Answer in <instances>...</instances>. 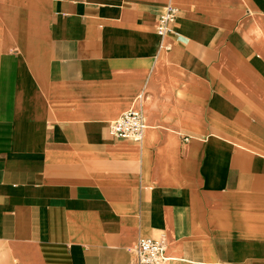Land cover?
<instances>
[{
  "label": "crops",
  "instance_id": "crops-1",
  "mask_svg": "<svg viewBox=\"0 0 264 264\" xmlns=\"http://www.w3.org/2000/svg\"><path fill=\"white\" fill-rule=\"evenodd\" d=\"M161 236L164 264H264V0H0V264Z\"/></svg>",
  "mask_w": 264,
  "mask_h": 264
},
{
  "label": "built area",
  "instance_id": "built-area-1",
  "mask_svg": "<svg viewBox=\"0 0 264 264\" xmlns=\"http://www.w3.org/2000/svg\"><path fill=\"white\" fill-rule=\"evenodd\" d=\"M177 19V9L168 4L164 8L163 15L159 18L156 33L160 37L177 35L174 25ZM165 49H168L166 46ZM111 137L122 140L141 142L146 130V120L141 109L123 113L118 119L109 125ZM167 242L164 236L157 239L139 238L130 249L133 256L131 264H164Z\"/></svg>",
  "mask_w": 264,
  "mask_h": 264
}]
</instances>
